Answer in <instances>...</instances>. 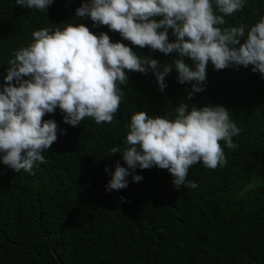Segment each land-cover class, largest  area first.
I'll use <instances>...</instances> for the list:
<instances>
[{
  "label": "trees",
  "instance_id": "16d2710c",
  "mask_svg": "<svg viewBox=\"0 0 264 264\" xmlns=\"http://www.w3.org/2000/svg\"><path fill=\"white\" fill-rule=\"evenodd\" d=\"M80 4L54 0L43 13L0 0V84L6 83L13 50L30 43L32 31L61 22L83 23L138 55L171 62L90 17L76 20ZM257 11L264 14V0H246L221 27L242 25L247 31L259 19ZM128 77L112 123L86 118L73 127L57 109L45 116L58 125L57 141L42 153L46 163L17 173L0 162V264H264V75L252 65L217 71L209 63L203 90L188 102L224 106L241 131L232 137L237 148L221 142L225 166L197 163L189 169L188 180L198 187L177 191L169 172L153 166L135 169L141 181L129 176L127 188L107 191L115 163L127 167L118 153L107 154L124 146L132 112L174 115V106L191 91L189 83L178 82L174 68L163 92L151 72Z\"/></svg>",
  "mask_w": 264,
  "mask_h": 264
},
{
  "label": "clouds",
  "instance_id": "9594fccd",
  "mask_svg": "<svg viewBox=\"0 0 264 264\" xmlns=\"http://www.w3.org/2000/svg\"><path fill=\"white\" fill-rule=\"evenodd\" d=\"M53 2L15 0L20 7L43 13ZM245 5L246 0H81L76 20L90 17L134 46L172 58L163 64L83 23L61 22L32 31L30 43L13 50L6 83L0 84V162L17 173H32L37 162L46 163L42 153L58 138V125L45 119L46 114L59 109L63 122L73 127L86 118L112 123L129 72H151L163 92L174 68L178 82L189 83L191 91L174 106V115L132 112L124 146H114L107 154L118 153L127 167L117 161L105 188H127L129 176L133 182L142 180L135 169L153 166L169 172L177 191L198 187L188 180L189 169L197 163L210 169L225 166L221 142L237 148L232 137L241 131L224 106L188 102L203 90L209 63L217 71L233 64L252 65L253 72L264 75V14L255 12L259 19L247 31L242 25L221 27L226 16Z\"/></svg>",
  "mask_w": 264,
  "mask_h": 264
}]
</instances>
